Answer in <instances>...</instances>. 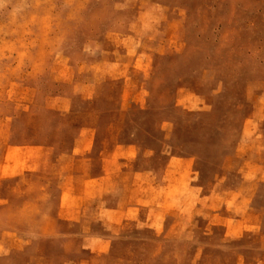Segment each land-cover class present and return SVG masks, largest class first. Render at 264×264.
<instances>
[{
	"label": "rangeland",
	"instance_id": "rangeland-1",
	"mask_svg": "<svg viewBox=\"0 0 264 264\" xmlns=\"http://www.w3.org/2000/svg\"><path fill=\"white\" fill-rule=\"evenodd\" d=\"M0 264H264V0H0Z\"/></svg>",
	"mask_w": 264,
	"mask_h": 264
}]
</instances>
